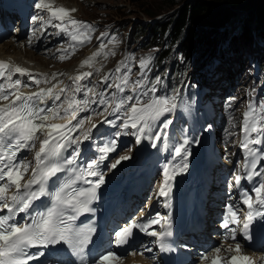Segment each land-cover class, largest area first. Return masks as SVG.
<instances>
[{"label":"snow or ice","instance_id":"6c2138e0","mask_svg":"<svg viewBox=\"0 0 264 264\" xmlns=\"http://www.w3.org/2000/svg\"><path fill=\"white\" fill-rule=\"evenodd\" d=\"M36 8L41 11L46 10L50 13L51 18L60 21L70 17V11H75V9L54 7L52 0H39ZM69 23L74 26L72 31L63 25H57V27H60L61 31L68 32L71 39L78 41L81 45L90 39L89 32L92 30V25L75 19H69ZM81 28L84 29L83 32L80 31ZM75 51L76 48L73 46L72 54ZM99 54V52L94 53L92 57L84 60L81 67L90 65L91 61ZM65 58H70V55L60 57L61 60ZM147 64V60L140 62L142 69L146 68ZM116 71H120V68L118 67ZM14 73L29 74L27 69L0 61V80L5 81L0 83V101H7V103L0 104V212L7 210L6 215H0V264H28V260L34 259L36 255H47L49 257L48 264H54V262L55 264H74L72 260L63 259L58 251L49 254L44 252L33 254L28 251L33 247L47 249L58 244L66 245L70 250L67 255L79 257L81 264H85V250L95 229L92 226H78L75 222L79 215L91 211L89 204L96 198L97 188L104 183L103 175L94 170V166L98 165L93 161L87 165L86 173L81 172L75 179L65 181L54 189L49 188L48 182L56 177L57 173L63 171V166L59 162L62 150L69 142L77 143L79 141V137L74 139L69 133L76 128L83 127V122L77 121L75 125L72 124L71 120L68 121L67 125L48 123L56 118H64L60 111L61 105L55 107L41 106L45 103L46 97L55 101L61 99L59 94L54 93L55 86L25 95L20 91L21 81L13 80ZM90 75L92 73H82L76 76L75 80L80 81ZM55 76L56 74H53V78ZM104 79L107 81L108 77L106 76ZM127 82V77H124L125 85ZM159 82L160 80L157 78L156 83ZM136 84L142 87L144 81H137ZM116 87L119 91H124L120 85H116ZM60 91L63 92L64 89H60ZM133 91L137 93L135 97L126 96L120 99L116 102L113 112H119L125 108V105H129L124 112L127 119L123 121L122 127L134 129L132 134L136 135L137 143H139L146 130L151 131L152 122L177 108V97L155 96L154 93L157 89L154 86L142 92H137L136 88H133ZM150 93L153 95L149 96ZM144 97H149L146 102ZM99 103L108 104L109 101L101 98ZM78 104V101L72 100L69 102L68 108L64 109L66 114L71 115L72 120H76ZM74 105L77 107L74 108ZM69 110H71L70 113ZM106 122L113 123L112 121ZM170 123V120H165L163 128L166 129ZM92 127H96V125ZM242 131L245 134V139L241 146L250 156L254 157L251 165L254 166L257 154L249 145L264 143V111L257 116L254 107L250 105L249 111L244 113ZM38 132L44 137L42 140L37 135ZM252 133L257 134L255 139L250 138ZM83 138H89L87 133L83 134ZM37 140L40 141V144L38 151L35 152V167L31 168L30 178L25 179V173L30 168V162L20 158L19 153L23 149L34 148ZM114 150V143H110L101 151L108 153ZM181 151L180 147L175 148L176 155H181ZM261 152L264 153V149ZM103 158L101 157V159ZM128 158L123 156L120 159L126 160ZM259 158L264 159V155H260ZM66 163L71 164L73 161L68 160ZM111 167L115 168L116 164ZM85 174L88 176L100 175V178L90 188L78 189L73 187L76 180L83 179ZM164 177L165 183L160 190V195H167L170 188L169 181L173 178L167 166L164 169ZM241 179L240 175L235 176L237 184L240 183ZM252 192L255 194L254 198L250 194H245L243 200V204L248 209L243 220L241 221L238 216V210L235 209V206L228 205L227 216L223 222V227L226 229L229 228V224H242L243 232L248 239L251 238L250 229L254 222L258 218L264 220V210H261L264 209V182L254 187ZM43 197H48L50 203L45 204L34 215L31 214L30 210L34 203ZM254 206H258L255 212L253 211ZM20 213L27 214L28 218L24 222L17 219ZM164 219L167 222L168 218ZM159 223L160 218L147 220L144 223L139 220L127 222L114 231L112 242L117 247L130 245L135 230H139L157 237L160 247L168 250L165 238L172 234L170 223L167 224V227L161 225V227H165L164 231H148L153 224ZM261 227L264 228V224ZM230 231L235 233V229H230ZM232 238L235 239V235ZM215 251L219 253L221 249L216 248ZM228 251H235L236 254L228 258L227 264H256L248 255L242 254L239 244L235 246V249L230 247ZM137 254L142 253H138L134 248L126 251L123 255L105 250L98 252L87 264H121L128 255ZM202 259H207V257ZM222 261L223 258L217 256L212 260V264H222Z\"/></svg>","mask_w":264,"mask_h":264},{"label":"rangeland","instance_id":"374dc122","mask_svg":"<svg viewBox=\"0 0 264 264\" xmlns=\"http://www.w3.org/2000/svg\"><path fill=\"white\" fill-rule=\"evenodd\" d=\"M54 1L58 5L68 6V8L70 9H72V6H74L75 11H73L72 16L77 18L78 21L88 20L87 23L89 25H92L93 34H89L90 39L87 40V42L83 43L80 49H76V57H74V60L66 64H59L49 60L47 61L43 56L33 51H28V54L25 53L22 56L28 57L29 61L36 68L38 67L39 63L40 67L37 69H43L45 72H50V70H60L67 72L83 58L85 52L87 51L86 49L99 45L101 37H99L98 35L101 31L103 32L105 28L121 27L117 32L114 31L116 33L111 32L104 38L106 39L104 44L106 53L103 52L104 54L101 53L98 56V62L101 63V66L104 65V69L108 68V66L109 68L114 67L111 80L113 84L108 89L107 96L109 97L106 96L107 98H105L109 101V103L101 104V107L106 109L115 106L116 102H118L120 99L126 96H130V92H128L127 95L124 94L125 90L123 92H119L116 85H120V87L123 89L129 87L131 83L138 80V77L142 70L140 65L141 60H147L148 66L153 59L154 53L152 51L138 50L139 44H126L129 30L132 29L133 32V29L136 26L148 22V17H145L139 11V7H150L154 9V11H158L156 15L157 17H164L172 14L183 5V3H181L180 6L170 8L168 7L167 0ZM248 18L249 16H246V14L243 13V10L235 11V15L225 26L228 37H232L234 34L238 36L243 26V20H247ZM89 33H91V31ZM219 36L220 37L218 38V41L220 42V40H223L224 38V33H221V35ZM125 45L126 47L128 46V49L126 50ZM241 48L242 49L239 52L237 50V52L234 53L231 51L230 45H226L225 49H223L226 58L223 61L218 63L215 67H212V56L213 58L217 57L215 56V52L214 54H212L210 59L204 61L203 64L200 65V67L195 69L194 72L190 74V81H194L200 86L201 90H204L202 97H199L196 103V117L195 119H193V122L195 124H191L192 122L190 123V121L185 118L182 121V125L177 124L176 127L172 126L169 129V132H171V135L174 137V139L177 135L185 138L184 142L188 143L191 151L193 140H195L199 134L206 132V130L209 128L214 127V129L216 130L222 128L223 131L218 134V138L222 140L236 134V153L230 154L222 151V154L220 155V162L222 164L219 165L220 173H224L225 169L227 168L231 176V185L226 189L214 191L215 193H212L211 195L215 200L221 197H228V200H231L233 194L232 182L235 180V176L240 175L238 170H241V164L243 163L242 153L246 152L245 149L241 146L242 142L245 139V134L242 131L244 113L249 111L250 105L254 107L257 116H259V114L264 111V78L255 73L253 64L250 62V58H252L253 56H255L254 58L258 60L257 62L261 60L264 61V45H241ZM36 56L42 58L43 63L36 61L34 59V57ZM103 59H107V61ZM120 62L122 64L117 65ZM118 67L120 68V71H116ZM124 77H127L128 82L126 85L124 83ZM129 78H132L133 80ZM114 87H116L115 92L110 91L113 90ZM208 105L211 109H214V115L212 117L208 114ZM128 106L129 105H125V108ZM91 118L92 120H90L89 122L95 121L94 115ZM125 119H127V117L124 114L123 108L119 112H114L111 115V120L115 121L116 123L115 128H118L119 125L123 124V121ZM162 120H164V118H161L154 122V135H156V132L160 130L161 127L158 124ZM156 124L158 125V127L156 126ZM114 133L115 131L110 130L109 135L102 136L99 139V143H104V145L106 146L108 145V143H112V139H114L113 143L115 145V150L117 148L122 149L119 155H116L114 153L113 157L110 160V167L113 164H116L118 160H121L120 158L123 156L135 157L137 150L136 145L131 148L130 144L127 142L128 138H125V136L114 137ZM252 134L250 138L255 139L256 137L254 138ZM141 138L145 139V134L144 136H141ZM132 139L134 142H136V135H133ZM255 145L257 144H250L249 147L255 152H260L259 148ZM199 150L200 148L197 151L198 154H200ZM239 150L241 151L240 156L238 155ZM171 159V157H166L164 159V163H170ZM195 161H198V158L197 160H193L189 163L194 167L193 162ZM233 163L234 168L232 169L230 165ZM141 165L144 170H147L150 164H148L147 162H143L141 163ZM111 169L114 168L111 167ZM185 170L187 169L185 168ZM161 172L162 170L159 168L158 177L160 176ZM161 185L162 181L160 179H157L154 184V195L158 192Z\"/></svg>","mask_w":264,"mask_h":264},{"label":"trees","instance_id":"16d2710c","mask_svg":"<svg viewBox=\"0 0 264 264\" xmlns=\"http://www.w3.org/2000/svg\"><path fill=\"white\" fill-rule=\"evenodd\" d=\"M168 7L183 5L172 14L157 18L158 11L139 7L148 22L139 24L132 35L144 49H159L155 68H169L175 80L200 66L214 50L222 52L228 33L225 26L235 11H249L239 35L230 40L233 52L241 45L264 43V0H167ZM221 33L223 40L218 41ZM218 42V43H217ZM176 82V81H175Z\"/></svg>","mask_w":264,"mask_h":264},{"label":"bare ground","instance_id":"6f19581e","mask_svg":"<svg viewBox=\"0 0 264 264\" xmlns=\"http://www.w3.org/2000/svg\"><path fill=\"white\" fill-rule=\"evenodd\" d=\"M68 8V6H66ZM72 8H74V6H72ZM70 9V8H69ZM252 10L249 11H243L244 14H246V16H248L250 14ZM102 47L99 46L96 49H92V50H88L82 61L79 63H76L73 68L69 69L66 73L65 72H58V73H54V72H46L49 75L50 79H53L52 82L50 84L52 85H56L57 87L54 88L55 92H61L60 89H64L63 92H61V97L62 99L67 102L69 97L72 96H65V93L67 92V89L69 87H73L72 85H69L70 83L66 82L64 85H62V87L57 84L55 82V80H60V79H69L71 81V83H74L75 77L78 75H81L82 73H89V69L90 68H95L92 69L94 73H98V71L101 69V67H99L100 63L98 61H96L97 63H94V60L91 61L90 65H85L83 67H81V64L84 60H86L89 57H92L91 54L96 53V51H99ZM28 51H32L28 48L24 49L21 45V43H17V42H7L5 43L3 46H1L0 48V59H9L12 63L14 64H21L27 68L30 69V71H33L37 68L40 67V64L38 63V67L36 68L30 61L28 57H23V54H28ZM24 52V53H23ZM35 52V51H33ZM36 53V52H35ZM34 59L40 63H43V59L36 56L34 57ZM107 61V60H106ZM105 62V61H103ZM95 65V66H94ZM98 66V67H96ZM109 67V66H108ZM98 68V69H97ZM48 71V70H47ZM45 72V71H44ZM53 74H56L55 78H53ZM83 80V79H82ZM77 81L78 82V86H82L86 84V81ZM1 82H3V80H1ZM80 82L82 85H80ZM39 90H37L36 88L31 87V84H25L22 88V92L25 95H30L31 93L34 92H39ZM73 90H71L70 92H72ZM27 92V93H26ZM47 98V97H46ZM46 101V99H45ZM77 101V100H76ZM62 102V100H61ZM0 104H4V101H0ZM45 104V103H44ZM41 105V106H44ZM76 108V107H75ZM80 111L77 112V119L76 122L73 123L74 121L72 120V124L75 125L77 123L78 120V116L80 117V121H83V116L87 115L88 112L86 109H79ZM87 112V113H86ZM64 118H56L54 120L49 121L48 123H56V124H66L65 122H68L69 119L67 116H63ZM85 129H87V125L86 123L83 125V127L81 128H76L73 131H71L69 133V135H71L74 139L76 137H79V141L77 143H68L67 146L65 147L64 150H68V147H70V153L73 155L71 157L77 158L76 156H79L80 160H81V167L83 169L82 172H87V163L84 164V161L92 163L91 160V155H92V151H95L98 156L101 154L100 152H97L96 150H94L93 146L90 144V140L88 139H84L83 138V134L86 133ZM165 132L166 129H163L162 132L160 133V135L158 136L159 138H157L154 142H152L151 144H148L147 141L145 143V140H143V144L139 145V149L137 152V156H139L136 160H132L131 163L129 162H125L122 166H123V172L125 173L126 170H128V168H130L131 166H134L135 170H138L140 163L143 162V160L150 162V166H149V170L152 169L153 167H160L163 169H165V166H167L169 173L172 174L173 178L170 181H173L172 183V193L173 192H178V191H182V190H189V195L191 197H193V199L195 198V196H197L199 194L200 191H203L204 195H207V192L210 190L209 188V178H208V171L207 168L210 166L211 162L214 161L215 157H216V152L213 150V143L210 140L208 131L206 133H203L202 137H200L197 141H196V154L197 157L195 158L194 163V167L192 164H190L189 162H192L191 160L188 162L187 158L185 157L184 159H182V157H174V160L172 161V164L169 166L168 164H164L161 165L160 162L162 163V159L163 156H161V153L163 152V150L161 149V144L164 142L165 140ZM38 136L41 137V134L38 133ZM149 140H151L149 138ZM38 141V140H37ZM36 144H40V142H37ZM235 140L233 141V143H224L223 145H225V150L227 152L229 151H233L236 150V146L234 144ZM201 145V146H199ZM200 148V154L197 153L198 149ZM264 149V147H263ZM172 147L169 149V152H171ZM23 153V152H22ZM24 154V153H23ZM22 154V155H23ZM104 154V158L101 159L99 157V161L96 165L98 166H94V170L97 171L98 174H105V166L108 163V158L110 156V152L108 153H103ZM20 155V156H22ZM261 155H264V153H262ZM145 157V159H144ZM260 156L256 155L255 156V165H252V161L254 159V157L252 156V158L249 160L246 159L247 163L245 164V173H246V183L249 184L251 181V176H253L255 173H259V179L255 181L254 185L252 187H249V189L251 190L252 188L258 186L261 182H264V173L260 172L261 168H264V159H260ZM97 159V158H96ZM126 163H128L126 165ZM119 164V163H117ZM183 165V166H182ZM169 166V167H168ZM170 167H173L172 170L170 169ZM187 170H185V168ZM147 170L146 175L150 174V171ZM259 171V172H258ZM150 176V175H149ZM261 176V177H260ZM84 177H90L91 179L94 180H99L100 175L97 176H88V175H84ZM104 182H105V177H103ZM194 179V184L191 186H187L186 184V180H192ZM263 179V180H262ZM204 181H208L205 182ZM138 182V181H137ZM164 182H165V178L163 180V186H164ZM181 185H183L184 187H181ZM242 185V184H241ZM243 186L245 187L246 185L243 184ZM123 187V186H122ZM121 187V189H122ZM191 187V188H190ZM190 188V189H189ZM121 189H118L119 191H121ZM210 196V194H208ZM213 252H210L209 255H212Z\"/></svg>","mask_w":264,"mask_h":264}]
</instances>
